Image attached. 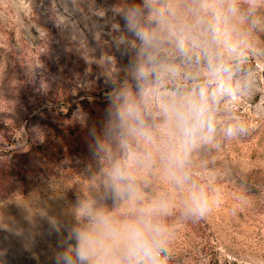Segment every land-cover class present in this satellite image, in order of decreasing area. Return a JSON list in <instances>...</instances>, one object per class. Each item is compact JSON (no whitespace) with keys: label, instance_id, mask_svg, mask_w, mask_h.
Returning <instances> with one entry per match:
<instances>
[{"label":"rangeland","instance_id":"1","mask_svg":"<svg viewBox=\"0 0 264 264\" xmlns=\"http://www.w3.org/2000/svg\"><path fill=\"white\" fill-rule=\"evenodd\" d=\"M129 2L0 0V264H56L66 245L99 169L110 94L130 79L133 51L117 43ZM254 5L244 24L229 21L242 50L230 60L237 90L214 98L215 140L187 162L221 202L200 219L168 218L169 264H264V0ZM236 121L246 132L225 137ZM148 179L151 194L183 195Z\"/></svg>","mask_w":264,"mask_h":264},{"label":"clouds","instance_id":"2","mask_svg":"<svg viewBox=\"0 0 264 264\" xmlns=\"http://www.w3.org/2000/svg\"><path fill=\"white\" fill-rule=\"evenodd\" d=\"M254 10V0H227L223 10L212 0L125 5L117 43L133 51L130 79L110 94L99 169L56 264H169L168 218L200 219L220 204L218 191L210 196L192 181L187 162L194 147L215 140L214 98L237 90L230 60L242 50L229 21L244 24ZM246 130L240 121L222 129L227 138ZM149 176L183 189L182 197L147 192Z\"/></svg>","mask_w":264,"mask_h":264}]
</instances>
